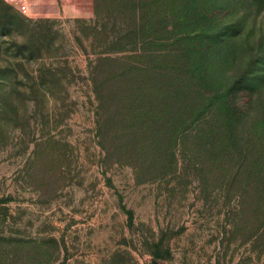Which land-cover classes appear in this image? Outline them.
<instances>
[{"label":"rangeland","instance_id":"1","mask_svg":"<svg viewBox=\"0 0 264 264\" xmlns=\"http://www.w3.org/2000/svg\"><path fill=\"white\" fill-rule=\"evenodd\" d=\"M131 1L0 3V264H264V0H142L135 17ZM152 12L144 43L130 30ZM112 73L138 97L165 74L176 164L161 134L146 172L103 147Z\"/></svg>","mask_w":264,"mask_h":264},{"label":"trees","instance_id":"2","mask_svg":"<svg viewBox=\"0 0 264 264\" xmlns=\"http://www.w3.org/2000/svg\"><path fill=\"white\" fill-rule=\"evenodd\" d=\"M0 3H3V0H0ZM176 3L177 0H152V5L160 6V4H162L163 7H171L172 9L176 5ZM131 5L133 7L132 15L135 17V15L138 14V10L143 7V2L142 0H132ZM166 13L167 12L164 11L161 15H165ZM190 14L192 15V17L194 16L195 21L201 23L202 27H207V25H210L211 23H214V26H216L217 20L215 19L218 18V13L212 15V17H209L208 14H206L204 11H197L190 5ZM155 15L158 16L159 14L156 12H152L150 14L149 20L152 21L149 22L150 25H148L147 23L146 26L133 28V30H130V32L133 31V34L135 35L139 34L140 32L141 36L143 37L141 41L144 43L153 42L154 38L158 37V34L154 33V30L152 29V27L154 26L153 17ZM6 16L7 14L5 13L0 16V36L8 34L10 31L9 29H7L8 21L6 20L8 19V17ZM13 17L19 18L18 14H13ZM160 31L161 30H159L158 32ZM210 40L211 34H202L199 42L205 44ZM14 47L21 51L23 50L21 46L15 45L9 48L14 49ZM108 59L109 57H103L99 59V61L103 62L104 60ZM12 68L13 67H10V65H8L7 67H4L3 70L9 71ZM166 68V66L163 67V69ZM203 72H206V70L204 69ZM160 75L164 76L165 74L159 73L157 74V76L149 74L148 76H145V78L137 79V82L140 83V86L143 89H145V87L148 85H152L151 92H147V97H138L134 94L135 92L131 85L132 79L126 74L112 73L107 75L108 78L102 79L101 82L102 84L109 85V89L104 92L105 96L103 102H100L103 113L101 121H99V127L101 130V135L105 137V139H103V147L107 150H113L114 146L119 148L123 153L130 157V161L133 167H135V169H137V172L139 173L149 171L150 166L153 165L152 160L155 159L153 149H155L156 143L159 141L157 140L159 134L162 135V138L160 140L168 139L167 141H170V148L166 149V151L168 150V155L170 156V162L172 164H176L177 161L176 152L175 150H173L171 145L173 143L172 136H175L177 134V129L179 127V115L173 114L172 118L167 119L166 115L170 114H166V110L164 109L165 104L170 102L172 105H176L177 100L174 95L170 97L169 94L170 98H168L156 93V83L161 81L158 78ZM206 75L207 74L204 73V75L202 76V78H204V81L206 80ZM172 80L173 83L176 82V80H174L173 78L171 79V81ZM110 81H113V83H110ZM154 81L157 82L155 83ZM165 83L167 85L169 84L166 81ZM179 93L182 94L181 92ZM228 96V94L225 96L226 100H229ZM184 98L186 99V97L183 96L181 106L185 110H187L189 104L184 101ZM171 108L172 106L168 108L169 111ZM234 110V114L238 116L236 108H234ZM117 128L118 130L116 132ZM118 132H122V134L128 135L129 138L124 143L116 145L117 137L120 136ZM200 135L208 137L210 133L209 131H207L206 133H200ZM165 136L167 137L165 138Z\"/></svg>","mask_w":264,"mask_h":264}]
</instances>
